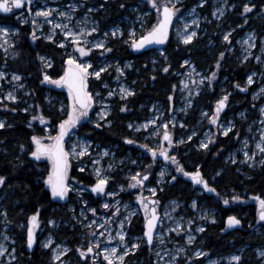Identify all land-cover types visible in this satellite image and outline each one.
Wrapping results in <instances>:
<instances>
[{
    "label": "rangeland",
    "instance_id": "374dc122",
    "mask_svg": "<svg viewBox=\"0 0 264 264\" xmlns=\"http://www.w3.org/2000/svg\"><path fill=\"white\" fill-rule=\"evenodd\" d=\"M183 0H180V3ZM159 2V0H158ZM174 2V0H173ZM89 0H38L36 2L34 11L27 12L25 9L17 11L10 17H1L0 19H9L13 24H3L0 23V29L8 28L9 33L7 37L0 34V71L4 72L6 75L3 79H0V100L1 106L5 107L8 104H15L18 101L23 105H29V93L26 90L24 84V78H22L20 69L21 63L19 60V52L17 49V44L19 42V29L17 26L26 27L29 32V40H31V46L34 45L36 40H43L44 42L55 43V46L62 50L61 54L64 56L65 61L68 53L73 51L70 45L65 47L59 46V41L64 40L65 37L60 29H54L53 24L48 23V20H52L54 23H67L63 17L58 15L59 11H68L69 5H77L72 18V24L70 27H74L76 31H79V27L76 25L79 22L84 21L87 28L93 26L97 27V31L91 33L88 37L90 41H103L108 48V43L112 41H121L122 46L127 48L131 47V39H139L142 34H146L154 24L157 23L158 14L155 8H153L147 0L145 3H139L136 7L132 8L129 18H123L118 24H114L103 32H99V26L97 21L93 17L94 8L88 4ZM179 3V4H180ZM177 4V5H179ZM201 2L188 10H183L179 8L180 11L174 17L169 39L174 42L186 46L194 43L197 38H204V43L209 44V47H213L210 53L207 52L208 58L200 62V66H196L194 60L190 57H186L182 62V71L176 77L178 78V85L171 86L170 96L167 104H158L152 100H146V103L136 110L134 116L131 117V121L125 123L126 131L130 132V138L116 141L109 147H101L94 143L92 139L89 138V132L84 133V128L89 130H100L103 127H109L111 123L109 117L113 112L114 99L120 102H125L130 99L136 92L133 87L135 82L129 83L127 79L129 77V72L134 71V65L131 61L121 60L117 57H112V51H105L101 48H94L92 53L87 57H82V60H90L93 68H99L107 66V70L101 73V78H96L95 76L90 77L89 90L92 87H97L98 82L103 78L110 79L108 82H102L98 90L91 91L94 94L95 103L89 110V117L84 119L74 128L70 135L65 140V149L71 150L75 145L77 151H80L82 147L86 144L89 148V152L84 156L77 157L73 155L70 157V168L68 170V183L72 186L67 197L71 195L75 196V200L78 203V209L73 213L71 207L66 208L64 213L65 221L63 225H72L74 229L77 230L79 235V244L77 246V253L80 256L79 249L81 247L86 248L91 239L90 232L96 230L97 232H103V236H97L95 239L100 242V247L95 249L94 253H89L87 258H83L88 264H107L104 260V253L102 249L106 246L117 247L119 250H123V244L120 237L117 235L118 232L123 231L125 234L124 240L129 245L139 244L140 247L131 251L125 258L124 264H129V257L138 254L144 249L145 256L136 262V264H168L172 255H175L179 248H183L184 252L176 256V264H209V261L215 260L217 264H238L239 262L231 261L229 258L231 256L237 255L241 257V250L237 249L233 252L218 256L216 254H208L204 251L202 245L203 242L199 239L200 235L204 232L199 231L200 227L205 230L206 225H210L216 222L217 212L214 208L208 205V201H213L220 205V208L231 209L229 216H235L240 221L242 216H239L240 207H246L245 210H253L255 214V222L253 225L247 224V228L252 230L259 229L263 224L259 220L260 204L255 197L249 196L244 197L243 194L238 191H227L220 192L217 195L216 192H210L208 190H203L199 186L193 187L191 183L186 182V177L182 172H177V165L172 163L170 160H161L160 154L154 158L148 149L142 147L144 144H148L150 148L161 149L165 148L170 156H175L181 165L184 164L181 159V153L187 148H193L194 150L207 151L210 146L216 141L218 137H224V130L227 127L233 128V122L235 120L242 121L246 123L245 135L237 142V146L229 152L225 153L224 162L234 164L237 163L240 166H247L249 168H255L261 165L264 160V153L257 149L256 145L258 143H264L262 140L261 133L264 132V114H262L261 109L264 108V28L262 30L263 36L258 37L256 30L251 24V21L257 19V13L254 12L252 8L250 12L243 13L241 18L242 26L239 28L232 27L229 23H220L221 18L228 11H231V6L228 4V0H211L210 14L207 16H202L198 11V8L203 6ZM41 8H52V16L47 19L44 17H37L34 13ZM92 9V11H89ZM195 9V13L192 10ZM217 9H223V15L217 12ZM213 13H216L213 15ZM262 13H264V7L262 8ZM87 17V20H85ZM198 19L199 27L192 25L188 31L195 30L197 36L189 44L183 43L180 33L184 32L183 25L185 22L190 23L192 19ZM33 20L36 24H33ZM152 21V22H151ZM262 24H260L261 27ZM116 28L120 29V33L113 36L112 31ZM242 29V33L237 37L238 30ZM35 30V34L38 39L33 40L32 35ZM135 35L133 36L132 33ZM105 33H108L105 36ZM122 33V34H121ZM226 33H230L229 41L223 39ZM250 34L254 36V39H250ZM52 35L53 39L48 40L46 37ZM247 41V43H245ZM254 45V46H252ZM223 52V58L220 57V53ZM103 53V54H102ZM78 56L79 54L76 53ZM165 52L163 50L153 51L151 53V58L149 62L151 64V70H158L161 66H164L160 59L167 61ZM40 57H45L46 60L52 64L51 59L46 56H35L31 61L32 64L36 65L39 73L41 74L40 84L48 89L50 95L47 97L49 101H54L56 95L53 93L60 92L63 97L66 98V104L62 100L57 101L59 103L60 110L61 105L64 106L65 111L70 109L71 101L68 97L67 88L57 87L56 85L43 82L44 73L50 67H46L45 63L41 61ZM188 60L189 65H185L184 61ZM217 61L220 63V67L217 68ZM246 64L258 67L263 73L250 72L246 76V82L243 86L239 88L234 85L233 90L228 93L227 90L220 87L223 83L221 81V73L225 71V66L228 64ZM127 65H131L127 67ZM66 64L64 62V67ZM118 68H123V73L117 71ZM195 71H192V69ZM91 71V69H90ZM164 71V69H163ZM215 72V79L208 80L212 73ZM134 71L133 74H137ZM13 74L19 75L21 79L19 81L13 79ZM252 76L253 82L248 83V77ZM119 77V78H118ZM204 78L203 83L201 79ZM187 83V87L185 86ZM23 85V87H20ZM121 86L130 88L133 91V95L121 99V94L119 89ZM220 89L217 93L220 95L221 99L224 95H228V100L224 109L218 114L217 122L213 123L211 117L215 114L216 102L210 105L207 109L204 106H195V99L204 92L212 93L215 89ZM254 87V92L250 95L248 90ZM112 90L116 94L109 97L108 92ZM241 90V92L239 91ZM245 90V92L243 91ZM13 92L18 99L15 101L7 99V93ZM53 92V93H52ZM99 93V95H96ZM234 94L249 95L250 102L259 103L258 107L254 105L250 106L247 112H240L232 117V115L225 113L229 110L230 106V96ZM52 97V98H51ZM103 99L104 103L100 101ZM218 99V100H219ZM148 101V102H147ZM31 103V102H30ZM108 108V116L104 120H100L97 113L101 112V109ZM127 110L122 111L123 114L130 113L129 108L126 106ZM142 109L141 111H139ZM132 113V112H131ZM243 114V115H242ZM35 115L39 116V113ZM144 115V117H142ZM140 116L142 119H138ZM0 120H5L0 117ZM155 120V124L148 123L149 121ZM37 121L40 126L44 127V133L42 135H35L44 137L45 143H48V136H55L58 131V125L55 128H48L47 124H41L39 120ZM99 121L103 127H97L96 122ZM86 122V123H83ZM167 123L168 128L165 129L163 125ZM132 124L133 127H129ZM148 124L147 128L141 127V125ZM170 133L172 140L171 145L168 141L163 140L164 131ZM230 132V131H229ZM228 132V133H229ZM191 137V139H189ZM128 140L134 141V143H128ZM183 143H180V141ZM201 142H207L208 147H200ZM245 142H247V147H245ZM122 145L124 150L121 152L123 156L116 158L115 151L118 150V146ZM131 149V150H128ZM35 150V144L31 137V152ZM105 150H107V155H104ZM224 151V150H223ZM220 150V154L223 152ZM245 151L249 152V155L255 154L254 159L248 160L245 157ZM30 157H33L30 153ZM38 162L45 163L47 166V173L43 180L45 188L49 191L51 195L50 188L46 185L45 180L47 178L48 172L51 170V162L46 158L42 157L40 160H35ZM235 161V162H233ZM76 168L78 173H83L86 177H90L92 182H97V175L95 169L99 168L101 170V176H106L108 178L107 190L106 192H113L116 195L108 196L103 194L101 198H94L91 202L88 201L85 195H88V190L85 186L80 185V183L71 176V170ZM83 168V171L81 169ZM185 170V168H184ZM186 171V170H185ZM161 172L164 173L161 176ZM187 172V171H186ZM196 172V171H195ZM136 173L141 174V178L144 174H147L148 178L144 181V185L137 186L136 188H129L128 185L133 183L131 177ZM175 176L176 179L173 180L172 177ZM204 177V175L202 174ZM177 181L181 182L180 185L187 187L198 196H207L208 200L202 201L198 198L193 199L188 204H184L183 201L178 199L168 200L166 203L159 202V211L161 213V221L158 226V231L156 233L154 243L149 246L145 245V240L141 234V226L146 220L145 212L143 206L137 199L138 195H143L146 198V202L149 199L155 198L158 193L164 188L165 185L175 184ZM172 182V183H170ZM123 186V188L121 187ZM83 188L84 191L80 192L79 189ZM155 189L153 193L151 190ZM98 195V194H97ZM233 196H240V200H233ZM228 199L229 203L225 204L224 200ZM87 201V204L84 202ZM108 203L109 208H104V203ZM195 202V207L193 206ZM68 202L64 200L60 202V205H65ZM119 207L120 211L118 214H114L116 208ZM90 208L96 209V214L94 215ZM150 208V205H149ZM249 210H248V209ZM83 212V215H82ZM130 213H133L130 215ZM167 213V215H165ZM31 218V217H30ZM30 218L27 222L20 226L19 229L28 230ZM109 219V223L106 228H97L96 225H92V229L85 227L89 224L91 220H96L98 223L103 224L105 219ZM121 221L124 222L123 229L121 228ZM54 222V223H53ZM136 223V224H134ZM58 222L50 221L47 227L44 226L42 222L39 221L37 216V223L34 227V246H39L43 249L49 250L51 253V263L52 264H67L65 261V255L68 253L69 248L64 241L59 244H54V237L52 236L50 230L56 228ZM138 226L140 229L138 230ZM177 226L182 228L179 234L175 231ZM77 227V228H76ZM107 229V230H106ZM15 230L10 229L4 221L0 224V245H3L6 251L3 255H0V264H15V253H14V233ZM14 233V234H13ZM189 233L194 237L191 244L188 243ZM111 234L114 239L108 240V236ZM162 238L164 243H160ZM51 241L48 247L44 245ZM68 249L61 256L60 260L54 259L55 253L58 251H63ZM202 251L206 253L205 256H196V252ZM264 251V248H259L255 251L257 259L264 264V256L260 253ZM165 252H169L170 255H164ZM159 253V255H157ZM140 254V253H139ZM163 257V259H161ZM119 264V261L116 262ZM131 264H135L131 262Z\"/></svg>",
    "mask_w": 264,
    "mask_h": 264
},
{
    "label": "trees",
    "instance_id": "16d2710c",
    "mask_svg": "<svg viewBox=\"0 0 264 264\" xmlns=\"http://www.w3.org/2000/svg\"><path fill=\"white\" fill-rule=\"evenodd\" d=\"M145 1L89 0L88 4L94 8L93 17L98 23L99 32H103L114 24H118L123 18H129L130 10L139 3H145ZM200 2L201 0H183L177 7L188 10L197 6ZM210 4L211 0H206L204 5L198 8L202 16L210 14V9H207ZM228 4L232 7L231 11L225 13L220 23H229L232 27L239 28L242 26L241 18L244 13V5H255L252 8L258 15L255 21H251V24L256 30L257 36H263L264 13H262V8L264 7V0H228ZM1 22L13 24L9 19H2ZM260 24H262L261 27ZM17 27L20 36L17 44L21 63L19 65L21 66L20 73L24 78L30 101L29 105H23L18 101L15 104L6 105L7 107L1 106L0 103V117L5 120V127L0 128V176L6 178L5 183L0 185V224L4 221L10 229L15 230V234L13 233L15 264H52L49 250L34 246V244L29 248L27 231L19 229L34 214H38L39 221L46 227L52 220L58 222L57 227L50 230V232L54 237V244L64 241L68 246L69 251L64 258L67 264H88L77 253L79 244L77 236L79 233L72 225H63L66 208L71 207L74 213L78 209L77 201L73 195L69 197L68 203L63 206L60 205L59 201L53 200L43 182L47 173L46 164L35 161L29 156L31 153V137L44 133V127L40 126L37 121L32 120L33 115L43 113L49 118L47 127L55 128L60 120L65 118V111L60 110V105L56 102L62 100L66 104V98L60 92H52L57 97L55 102L48 100L50 96H47L50 93L47 88L40 84L41 74L31 60L39 55L50 58L52 64L46 72L53 78H58L63 75L65 58L61 54L62 50L57 48L55 43L44 42L39 39L31 46L29 30L26 27ZM237 32H239L236 34L238 37L241 35L242 29ZM204 40V38H197L194 43L182 46L168 39L162 49L166 54L167 61L160 59L164 66H161L158 70H151L149 58H151L153 51L134 53L130 48L122 46L121 41L114 40L108 43V48L113 52L112 57L131 61L134 65V71L138 73L129 72L127 82H135L133 87L136 92L125 102H120L117 99L112 101L114 106L109 117V121L112 122L109 127H103L98 131L84 128V133L91 131V133L89 132V138L105 148L115 143V140L129 139L130 132L126 131L124 124L131 121V117L138 110L137 108L144 105L148 99L158 104H167L171 86L178 85L176 75L182 71L183 60L190 57L194 60L196 66L201 67L200 62L209 57L207 52L210 53L215 45L209 47L210 45L204 43ZM165 67H168V72L163 71ZM225 68V71H222L220 75L221 81H223L220 87L227 90L228 93L233 90L234 85L243 86L246 82V76L250 72L263 73L258 67L246 64L240 65L236 62L226 65ZM109 80V78L105 79L103 76L97 83L98 86L92 87L90 90H98L102 82H108ZM220 87L210 94L204 92L203 95L197 97L195 106L202 105L207 109L210 105H213L220 97L217 93ZM254 90V87H251L248 94L250 95ZM239 91L241 92V90ZM249 95H231L230 108L225 115L230 114L234 118L240 112H247L252 105L258 107L259 103L250 102ZM125 106L129 108V114L122 113L121 109ZM13 108L16 110L12 111ZM25 108L28 111H25ZM137 118L142 119L140 116ZM245 127L246 123L235 120L232 130L226 136L218 137L207 151L187 148L181 153L185 170L187 172L199 171L209 184L216 189V193L238 191L246 198L249 196L264 198V163H261L258 167L249 168L243 165L240 166L237 163L230 165V163L224 162L225 153L232 151L237 146V142L244 137ZM123 150L124 147L119 145L118 150L115 151L116 158L123 156L121 154ZM220 150L224 151L220 154ZM71 176L85 187L93 183L90 177L78 173L76 168L71 170ZM180 183L177 181L175 184L164 186L157 195L162 204L172 199L181 200L184 204H188L195 198L202 201L208 200L205 195L196 197V194L187 187L188 185L183 187ZM208 202V205L216 210L217 216L216 222L206 225L204 232L199 237L203 242L204 251L208 254L224 256L239 249L241 250V259L238 264H261L255 251L264 248V223L256 230L251 231L247 228L248 222L251 225L255 222L253 210L247 208L249 210L247 211L244 209L246 207H240L239 216L244 217L241 219L242 227L231 233L221 235L224 220L232 211L231 209L220 208V205L213 201ZM140 259V254H136L129 257L128 262L129 264L131 262L136 264Z\"/></svg>",
    "mask_w": 264,
    "mask_h": 264
},
{
    "label": "snow or ice",
    "instance_id": "6c2138e0",
    "mask_svg": "<svg viewBox=\"0 0 264 264\" xmlns=\"http://www.w3.org/2000/svg\"><path fill=\"white\" fill-rule=\"evenodd\" d=\"M147 2L156 9L158 14L157 23L152 26V28L147 31L146 34H142L139 39H131V47L133 49L139 50L145 48L147 45L151 44H158L163 45L168 40V33H169V27L172 24L173 17L177 15V13L180 11V9L177 7V4L180 3V0H147ZM206 2V0H201V4ZM25 3L29 6L28 11L31 13L32 8V0H0V11L8 13L13 10V8H22ZM123 6V5H122ZM77 5H69L68 11H59L58 15L60 17H63L65 20H67V23H54L52 20H48L47 22L50 24H53L54 29H60L63 33V36L65 37L64 40L59 41L60 47H65L66 45H70L73 49L71 53L67 54L66 57V67L64 68L63 75H60L58 78H53L51 75H49L47 72L44 73L43 82H47L53 85H56L57 87L61 88H67L68 97L71 101L70 109L66 110L64 109V106L61 105V110L65 111V118L61 119L58 124V131L55 136H48L47 140L48 143H45L44 137L40 136H33L32 141L35 144V150L31 152V155L36 159L40 160L42 157H46L51 162V170L48 172L47 178L45 180L46 185L51 190V195L53 197H58L60 199H65L69 191L71 190L72 186L68 183V170L70 168V157L73 155H76L77 157L84 156L89 152V148L85 144L80 151H77V147H80L79 145H75L71 148V150L65 149V137L69 135V133L76 128L78 124L84 119H87L89 117V110L92 108L93 104L95 103L94 94L89 90V84H90V77L95 76L96 78H101V73L105 72L107 70V66L99 67V68H93V65L90 60H82V57L89 56L90 53H92L94 48H101L105 51H111L110 48H107L105 43L103 41H90L88 37L91 35V33L96 32L98 29L97 27L93 26L91 28H87L84 26L85 22L81 21L79 22L76 27H79V31H76L74 27H70L72 24V18L73 14L75 12V8ZM252 7H255V5H244V12H250ZM53 11H55L52 8H41L38 9L34 15L37 17H44L48 18L52 16ZM89 11H92V9H89ZM217 12H219L220 15H223V9H217ZM192 13H195V9L192 10ZM216 13H213L215 15ZM85 20H87V17H85ZM33 24H36V21L33 20ZM192 25H195L199 27V21L198 19H192L190 23L185 22L183 25L184 32L180 33L181 39L183 43L189 44L193 38L197 36V32L195 30L188 31L189 28L192 27ZM9 33L8 28H2L0 29V34L7 37ZM118 33H120V29L116 28L112 31L111 35L115 36ZM122 34V33H121ZM108 33H105V36H107ZM132 35L134 36V30ZM230 33H226L223 37L225 41H229L230 39ZM48 40H52L53 36L48 35L46 37ZM32 39L36 40L38 37L35 34V30L33 31ZM250 39H254V36L250 34ZM247 43V41H245ZM254 46V45H252ZM76 53L79 55L77 56ZM103 54V53H102ZM224 53H220V57L223 58ZM41 61H43L46 65V67H51V64L46 60L45 57H40ZM185 65H189L190 62L188 60L184 61ZM131 65H127V67H130ZM217 68L220 67L219 61H217ZM91 69V71H90ZM168 67L164 68L165 72H168ZM117 71L119 73H123V68H118ZM192 71H195L193 68ZM5 73L0 71V79H3L5 77ZM216 73L213 72L210 77H207L208 80L215 79ZM119 78V77H118ZM13 79L19 81L21 77L19 75L13 74ZM204 78L201 79V83H203ZM253 82L252 76L248 77V83L251 84ZM185 86L187 87V83H185ZM20 87H23V85H20ZM237 87L239 88L240 85L237 84ZM119 92L121 94V99H125L126 97L133 95V91L130 88L121 86L119 89ZM262 92H264V89H262ZM116 93L112 90L108 92V96L111 97L115 95ZM96 95H99V93H96ZM3 97H0V100H3ZM7 99L15 101L18 99V97L13 92L7 93ZM228 100V95H224L221 99H219L216 102V110L215 114L212 115L211 120L213 123L217 122L218 114L222 111V109L226 106V102ZM102 104L104 103L103 99L100 101ZM5 107H7L5 105ZM16 109L13 108L12 111H15ZM25 111H28L27 108L24 109ZM122 111H126V106L121 109ZM262 114H264V108L261 109ZM243 115V114H242ZM97 116L100 120H104L108 116V108L104 107L101 109L100 113H97ZM32 120H39L41 124H45L48 122L49 118L46 117L43 113H41L39 116L33 115ZM107 123H111V121H106ZM150 124H155L156 121L152 120L149 121ZM262 124H264V121H261ZM31 127V124L29 125ZM97 127H103V125L97 121L96 122ZM5 127V122L3 120H0V128ZM129 127H133L132 124H129ZM141 127L147 128L148 124L141 125ZM165 129L168 128V124L165 123L163 125ZM231 131V127H227L224 130V135H227L228 132ZM262 140H264V132L261 133ZM191 139V137H189ZM163 140L168 141L169 145H171L172 140L170 137V133L166 130L163 133ZM128 143H134L132 140H128ZM180 143H183L181 140ZM142 147L145 149H148L152 156L155 158L157 154L159 153L164 157L165 160H170L172 163L177 165L176 171L182 172L185 176H189L192 178V180L203 186L204 189L210 191V192H216V189L212 187L209 182L202 176V174L199 171L196 172H186L184 170L183 165L179 163L177 158L175 156H170L168 154L167 149L161 148H150L148 144H144ZM200 147L207 148L208 143L207 142H201ZM245 147H247V142H245ZM257 149L260 150V152L264 153V143H258L256 145ZM107 150H105L104 155H107ZM245 157H247L248 160L254 159V155H249V152L245 151L244 153ZM235 162V161H233ZM264 163V161H262ZM83 171V168L81 169ZM96 175L98 177L97 182L93 185H91V191L96 194H105L108 196H114L116 195L113 192H106L105 188L108 183V178L106 176H101V170L99 168L95 169ZM164 173L161 172V176H163ZM148 178L147 174H144V176L141 178L140 173H136L131 177V180L133 183H130L128 185L129 188H136L137 186H143L144 181ZM5 177L0 176V185H3L5 183ZM173 180L176 179L175 176L172 177ZM123 188V186H121ZM78 191L83 192L84 189L81 188ZM153 193L155 192V189L151 190ZM219 195V193H217ZM137 199L139 200L140 204L144 208L145 212V218H146V231L144 235L146 236V242L149 246L153 244L154 241V231L157 227V222L159 220V217L157 215L155 204L156 201H150L152 204V207L149 208V202H146V198L141 194L138 195ZM233 200H240V196H233ZM259 201L260 204V212H259V219L260 221H264V198L255 197ZM87 204V201L84 202ZM225 204L229 203L228 199L224 200ZM109 204L106 202L104 203V208H109ZM195 207V202L193 204ZM89 211H91L94 215L96 214L95 208H90ZM120 211L119 207L116 208L114 214H118ZM133 213H130L132 215ZM6 215V214H5ZM37 215L34 214L30 218L31 225L28 228V235H27V244L28 247L31 248L34 243V227L37 223ZM83 215V212H82ZM167 215V213H165ZM54 223V222H53ZM109 223V219L106 218L105 222L103 224L98 223L96 220H91L89 224L85 225V227L92 229V225H96L97 228H106V225ZM241 221L235 217V216H229L227 220V224L229 227L239 225ZM124 222L121 221V228L123 229ZM107 230V229H106ZM199 231L203 232L204 228L200 227L198 229ZM175 231L179 234L180 231H182V228L177 226ZM103 236V232H97L96 230H92L90 232V241L86 248L81 247L79 249L80 256L87 258L89 253H94L95 249L100 247V242L96 240L95 238L97 236ZM117 235L120 237V240L123 244V250H119L117 247H110L106 246L102 249L104 253V260L107 261V264H116L117 261H119V264H124V258L134 249L139 248V244H135L132 246H129L125 240V234L123 231H120L117 233ZM114 239V237L109 234L108 240L111 241ZM188 243L191 244L194 240V237L189 233L188 235ZM51 241L46 243L44 246L48 247L50 245ZM160 243L163 244L164 240L162 238ZM6 249L3 245H0V255H3ZM68 251V249H65L63 251H58L55 253L54 259L59 261L61 256L64 255V253ZM184 252L183 248H179L175 255L171 256V259L168 261V264H176V256H179L180 253ZM159 255V253H157ZM164 255H170L169 252H165ZM206 253L202 251L196 252V256H205ZM261 256H264V251L260 253ZM163 259V257H161ZM231 261L239 262L241 257L234 255L229 258ZM209 264H217V261L212 260L209 261Z\"/></svg>",
    "mask_w": 264,
    "mask_h": 264
},
{
    "label": "water",
    "instance_id": "95a60500",
    "mask_svg": "<svg viewBox=\"0 0 264 264\" xmlns=\"http://www.w3.org/2000/svg\"><path fill=\"white\" fill-rule=\"evenodd\" d=\"M173 20H174V17H173ZM172 23H173V21H172ZM171 27H172V24H171V26L169 27L168 39H169V36H170ZM167 41H168V40H167ZM167 41H166L163 45L151 44V45H147V46H145V48H143V49L136 50V49L131 48V50H132L134 53L141 52V51H159V50H162V49L164 48V46H165V44L167 43ZM243 91L245 92V90H243ZM223 109H224V108H223ZM223 109H222V110H223ZM67 137H68V136H66L65 139H66ZM159 158H160L161 160H164V157H163L162 155H160ZM32 159H33V160H36L34 157H32ZM186 180L189 181L194 187H195V186H199L201 189L206 190V189L203 188L202 185L195 183V182L192 180L191 177L187 176V177H186ZM94 184H95V183H94ZM88 190H89V192L93 193V192L91 191V185L88 187ZM51 198H52L53 200H55V201H59V202H61V201H63V200H67V197H66L65 199H60V198H58V197H53L52 195H51ZM150 201H154V200H150ZM150 201H149V203H150ZM150 204H151V203H150ZM151 205H152V204H151ZM151 207H152V206H151ZM157 215H158V217H159V220H158V222H157V227H156V229H155V231H154V239H155L156 233H157V231H158V226H159V223H160V220H161V216H160V214L157 213ZM228 217H229V216H228ZM228 217L224 220V227H223V229H222V231H221V235H225V234H227V233H231V232H233L234 230H238V229H240V228L242 227V223H240L239 225H235V226L229 227L228 224H227ZM258 217H259V215H258ZM259 220H260V219H259ZM261 222L264 223V221H261ZM30 226H32V225H31V222H29V227H30ZM29 227H28V228H29ZM145 231H146V221H145L144 224H143V236H144L145 241H146V236L144 235ZM27 235H28V230H27ZM153 242H154V241H153ZM146 243H147V242H146ZM33 244H34V243H33ZM32 246H33V245H32Z\"/></svg>",
    "mask_w": 264,
    "mask_h": 264
},
{
    "label": "flooded vegetation",
    "instance_id": "af4514ba",
    "mask_svg": "<svg viewBox=\"0 0 264 264\" xmlns=\"http://www.w3.org/2000/svg\"><path fill=\"white\" fill-rule=\"evenodd\" d=\"M38 0H32V4H31V8H32V11H34V8H35V5H36V2H37ZM28 5L25 3V5L22 7V8H13V10L11 11V12H8V13H5V12H2V11H0V18L1 17H10L12 14H15L17 11H20V10H23V9H25L27 12H29L28 11ZM2 21V19H0V23H2L1 22ZM3 24H5V23H3ZM52 61V60H51ZM83 123H86V122H83ZM70 135V134H69ZM66 140V139H65ZM186 182H188V183H190L189 181H187L186 180ZM95 183V182H94ZM94 183H92V184H90V185H93ZM170 183H172V182H170ZM80 185H82L81 183H80ZM90 185H88L87 187H85V188H87V190H88V187L90 186ZM107 185H106V188H105V191L107 190ZM194 187V186H193ZM195 187H197V186H195ZM88 195L86 194L85 195V197H87V199H88V201L89 202H91V200L92 199H94V198H101V196L103 195V194H99V195H97L96 193H91V192H89V190H88ZM74 199H76L75 198V196H74ZM68 200H69V197H67V200H64L65 202H68ZM150 200H154V201H156L157 203L155 204V207H156V211H157V213H159L160 214V216H161V213L160 212H158L159 211V207H158V205H159V202H160V200L158 199V197L156 196L155 198H151V199H149L148 200V202L150 201ZM166 203V202H165ZM149 205H150V208H151V204L149 203ZM146 221V220H145ZM144 221V222H145ZM161 221V220H160ZM144 224V223H143ZM143 224H142V226H141V231H139V232H141V234L143 235ZM143 239L145 240V238H144V236H143ZM154 243V242H153ZM145 245L147 244L146 243V241H145V243H144ZM148 245V244H147ZM144 249H143V251L141 250L139 253H140V256H142V257H144L145 256V254H144ZM138 253V254H139Z\"/></svg>",
    "mask_w": 264,
    "mask_h": 264
},
{
    "label": "bare ground",
    "instance_id": "6f19581e",
    "mask_svg": "<svg viewBox=\"0 0 264 264\" xmlns=\"http://www.w3.org/2000/svg\"><path fill=\"white\" fill-rule=\"evenodd\" d=\"M70 134V133H69ZM171 185V184H170Z\"/></svg>",
    "mask_w": 264,
    "mask_h": 264
}]
</instances>
